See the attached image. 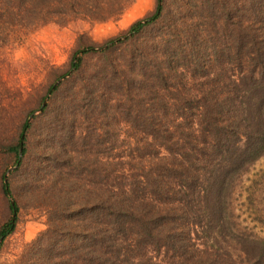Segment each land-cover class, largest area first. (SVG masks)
Listing matches in <instances>:
<instances>
[{
    "label": "trees",
    "instance_id": "16d2710c",
    "mask_svg": "<svg viewBox=\"0 0 264 264\" xmlns=\"http://www.w3.org/2000/svg\"><path fill=\"white\" fill-rule=\"evenodd\" d=\"M133 2L0 0V54L39 26L117 19ZM68 71L0 145L16 165L0 174V246L17 224L12 177L46 217L9 264H264V236L233 207L264 155V0H155L74 50Z\"/></svg>",
    "mask_w": 264,
    "mask_h": 264
},
{
    "label": "rangeland",
    "instance_id": "374dc122",
    "mask_svg": "<svg viewBox=\"0 0 264 264\" xmlns=\"http://www.w3.org/2000/svg\"><path fill=\"white\" fill-rule=\"evenodd\" d=\"M154 2L134 0L117 19L104 22L74 20L66 26L48 23L22 33L19 42L0 54V88L4 85L10 89V98L0 93V145L14 143L27 113L32 110H35L33 114L39 113L37 109L47 87L70 75L67 70L74 50L91 43L101 44L118 35L151 11ZM12 159L11 154L0 150V174L5 166V175L15 169ZM11 186L19 210L14 232L0 246V264L12 262L20 255L25 243L46 229L44 212L21 188L20 180L12 177ZM233 198L234 212L239 215V220L264 236V226L258 221V217H264V155L243 176ZM7 204L8 200L0 192V225L9 216Z\"/></svg>",
    "mask_w": 264,
    "mask_h": 264
},
{
    "label": "water",
    "instance_id": "95a60500",
    "mask_svg": "<svg viewBox=\"0 0 264 264\" xmlns=\"http://www.w3.org/2000/svg\"><path fill=\"white\" fill-rule=\"evenodd\" d=\"M59 81H60V80H57V81L54 83V85L57 84ZM45 103H46V99L43 100L41 107H42ZM21 150H22V145H20V147H19V157L21 156ZM14 167H16V165H15ZM9 200H10V203H11V204L14 203V201H13L12 198H9ZM15 215H16V213L13 212V217H14Z\"/></svg>",
    "mask_w": 264,
    "mask_h": 264
}]
</instances>
